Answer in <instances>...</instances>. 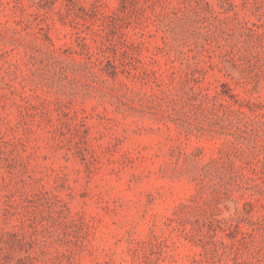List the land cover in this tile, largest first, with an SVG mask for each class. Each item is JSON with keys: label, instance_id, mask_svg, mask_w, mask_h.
Returning <instances> with one entry per match:
<instances>
[{"label": "rangeland", "instance_id": "374dc122", "mask_svg": "<svg viewBox=\"0 0 264 264\" xmlns=\"http://www.w3.org/2000/svg\"><path fill=\"white\" fill-rule=\"evenodd\" d=\"M0 264H264V0H0Z\"/></svg>", "mask_w": 264, "mask_h": 264}]
</instances>
